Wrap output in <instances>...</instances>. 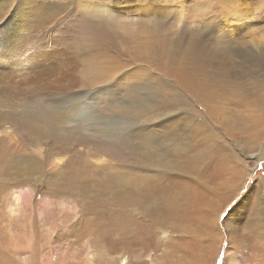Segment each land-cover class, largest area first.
<instances>
[{
	"label": "rangeland",
	"instance_id": "obj_1",
	"mask_svg": "<svg viewBox=\"0 0 264 264\" xmlns=\"http://www.w3.org/2000/svg\"><path fill=\"white\" fill-rule=\"evenodd\" d=\"M15 1L19 10L43 0ZM103 5L114 10L101 13ZM45 6L41 17L53 22L29 30L28 66L43 51L42 60L53 52L78 69L36 71L20 66L23 55L0 52V258L20 264L9 246H33L35 264L51 257L57 264H85V257L89 264H264V223L253 224L256 198L264 222V0ZM82 23H98L94 29L120 43L105 50L102 83L86 88L80 68L99 50L75 36ZM12 28L0 23L3 49L22 43ZM17 112L47 115L41 123L55 117L58 126L48 129L55 140L2 121ZM55 157L63 163L54 173ZM19 188L32 189L33 206L8 223L6 196ZM66 198L77 213L38 205Z\"/></svg>",
	"mask_w": 264,
	"mask_h": 264
},
{
	"label": "bare ground",
	"instance_id": "obj_2",
	"mask_svg": "<svg viewBox=\"0 0 264 264\" xmlns=\"http://www.w3.org/2000/svg\"><path fill=\"white\" fill-rule=\"evenodd\" d=\"M61 1V0H60ZM66 3H70L71 0H65ZM18 2V1H17ZM17 2L15 0H0V23L1 25L3 24H6L9 26V28H12L14 31H16L17 33H20V34H23V39L22 40V43L19 42V46L17 48H12V49H3L0 47V52H10L11 55H23V58L21 59V63H20V66L23 67V68H29V69H33V70H36V71H43V70H50L49 71H56L57 69H61L62 73L64 71H67V70H72L73 69H78L77 67L73 68L72 69H69V65L67 66V64L69 63L68 59L66 62H61L59 61V57L57 55H55L53 52H47V54L45 55V58L44 60L43 59V56L42 54H44L45 52H37L36 53V56H37V61H40L39 63H37L36 65H31L28 66V64L30 63V60L29 57H28V47L32 44V42L34 41L33 40V37L30 36V32L29 30L31 31L32 29H34V33H38L40 30H43L46 28V24H49V20H51L53 22L52 19H49V20H46L45 18H42L41 15H44L49 11L46 6H45V0H43L42 2L40 3H33V2H28L25 7L26 8H23V9H18L19 6H16L17 5ZM20 2V1H19ZM27 2V1H26ZM119 2V1H118ZM118 2H116L115 6H117V4H119ZM1 4H6L5 7ZM20 4V3H19ZM23 4V3H22ZM47 5V4H46ZM49 5V4H48ZM21 6V5H20ZM51 6V5H50ZM69 6V5H67ZM119 6V5H118ZM86 8V7H85ZM87 8H90L89 5ZM14 9V13L13 14H9V12ZM48 10V11H46ZM89 10V9H88ZM111 10H114V9H110L107 5L102 7V10L101 13H104V14H107L109 15V11ZM118 11V10H117ZM60 12V11H59ZM9 15H8V14ZM12 13V12H10ZM51 13V12H50ZM48 14H46L47 16ZM56 15V14H55ZM62 15V14H60ZM116 16L120 17V14H115ZM29 16V17H28ZM45 16V17H46ZM59 16V15H57ZM63 16V15H62ZM61 16V17H62ZM60 17V18H61ZM27 19L28 21V24H22L18 21V19ZM55 18V17H54ZM57 19V18H55ZM25 21V20H24ZM56 21V20H55ZM58 21V19H57ZM89 22V21H88ZM52 24V23H51ZM55 24V22H54ZM101 24V23H100ZM26 25V26H25ZM98 23L94 24V25H88V24H85V23H82L81 25L77 26L76 27V30H75V36H79L83 42H87L88 45V48H90L91 45H95L98 47V50H99V54L93 58L92 60L89 61V57L88 59L85 61L88 62V65H87V69L85 70H82L81 69V73L83 71H86V75L85 76H82L81 73L80 75L82 77H84L80 83H83V88L85 87H90V86H97L99 85L100 83H102L103 79H102V76H101V70L105 67V59L106 57H104V55L107 54V52L105 50H118V48L120 49V43L119 41H117V38H116V35H109V33L111 32H106L103 30H97V29H94L96 27H98ZM54 26V25H53ZM52 26V27H53ZM49 28V26H48ZM105 28L106 30H108L107 27H103ZM50 29V28H49ZM48 29V30H49ZM47 30V31H48ZM52 31V29H50ZM12 31V30H11ZM32 32V31H31ZM32 32V33H33ZM46 32V31H45ZM53 33V32H52ZM49 37V36H48ZM46 38V37H45ZM20 40V41H21ZM26 40V42L24 43V41ZM48 40V39H47ZM48 44V43H47ZM102 44H103V47H102ZM62 48V47H61ZM51 51V50H50ZM68 51V49H67ZM66 51V52H67ZM81 52V53H80ZM78 53V55L80 54L81 56L84 55V50L81 49ZM74 53V52H73ZM72 53V54H73ZM29 55H31V53L29 52ZM25 57V59H24ZM72 59V58H70ZM75 60V59H74ZM79 61V60H78ZM14 62V61H13ZM71 62V61H70ZM74 63H76L75 61H72ZM73 63V64H74ZM15 65L17 66L16 62H15ZM72 66V64H71ZM77 66V65H76ZM81 65H79L80 67ZM0 67H3V65L0 64ZM67 67L68 69L64 70V68ZM52 68V70H51ZM71 68V67H70ZM69 71V72H70ZM71 71V72H72ZM79 71V70H78ZM60 72V73H61ZM51 73V72H50ZM49 73V75H50ZM61 73V74H62ZM75 73V71H74ZM84 73V72H83ZM16 74V73H15ZM47 74V73H45ZM52 74H55V73H52ZM52 74L50 76H52ZM17 75V74H16ZM48 75V74H47ZM54 76V75H53ZM107 76L110 78V76L107 74ZM49 78V77H48ZM77 78V77H76ZM81 78V77H80ZM50 79V78H49ZM54 80V79H53ZM52 81V80H51ZM55 81V80H54ZM77 81V80H76ZM53 82V81H52ZM60 81H57L56 83V86L59 84ZM64 82V81H63ZM63 82L61 84H63ZM66 82L67 79H66ZM65 82V83H66ZM69 82L71 83V80H69ZM68 82V83H69ZM51 83V82H50ZM54 83V82H53ZM66 83V84H68ZM69 83V84H70ZM50 85V84H49ZM51 86V85H50ZM52 86H55L52 84ZM65 86V87H64ZM58 87V86H57ZM56 87V89H57ZM62 87V85H61ZM63 87L64 89L66 90V85L63 84ZM69 88V86H67ZM109 87V85H103L102 87H93V88H100L101 90H105ZM54 88V87H52ZM59 88V87H58ZM92 88V89H93ZM55 89V88H54ZM60 89V88H59ZM63 89V90H64ZM62 90V89H60ZM68 90V89H67ZM88 90V89H87ZM96 90L94 91H91V92H85L84 94H81V93H76L74 92L75 96H80V95H88V94H91L93 92H95ZM19 96V95H18ZM20 98V97H18ZM4 99V98H3ZM81 100V98H78ZM5 100V99H4ZM79 100V101H80ZM12 101V99H11ZM81 102V101H80ZM3 103V102H2ZM15 103V102H13ZM20 103V102H19ZM22 104V103H20ZM2 106V105H1ZM5 106V105H4ZM36 106V105H35ZM13 110V108H11ZM1 110V109H0ZM17 109H14L13 110V114H15L14 112L16 111ZM4 112V110H2ZM120 111H125L124 108H120ZM11 112V111H10ZM9 113V112H7ZM47 113V112H46ZM50 114V113H49ZM55 114V113H54ZM3 116V115H2ZM47 115L45 114H41V113H36L35 115L33 116H30V115H25L24 113L22 112H17V114L15 116H12L9 114V116H7L6 118H3L5 120H2L4 122H8V121H12L14 122L16 125L20 126L21 125H24V126H27V127H30L34 130H40L42 133H44L46 136H52L54 138V135H53V130H48V129H51L52 127L50 126L52 123L56 124V127L58 126V122H56V119L55 117H53V119L51 118H46V119H43V123H41L40 119L46 117ZM56 116V114H55ZM58 117V116H56ZM62 119V118H61ZM1 120V118H0ZM48 121H52V122H49V124H47ZM108 121V120H107ZM106 121V122H107ZM110 123H113V122H110ZM108 123V124H110ZM112 125V124H111ZM53 126V125H52ZM56 129V128H55ZM48 130V131H46ZM52 132V133H51ZM56 135H58V133H56ZM62 137V136H61ZM70 139V138H69ZM68 139V140H69ZM55 140V138H54ZM58 140V139H57ZM60 142V140H58ZM62 142V141H61ZM66 143V142H65ZM37 148V147H36ZM37 155L40 156L41 155V148H38L37 149ZM63 158H60V157H55L51 162H50V170L52 172H56L57 170H60L59 168L62 166L59 167L60 164H62ZM17 161H22L23 162V159H18ZM16 161V162H17ZM62 162V163H61ZM22 164V163H20ZM24 164V163H23ZM22 164V165H23ZM31 168V167H30ZM28 169V168H27ZM25 170V169H24ZM31 170V169H30ZM34 170V169H33ZM26 171V170H25ZM39 174V173H38ZM40 178V177H39ZM83 189V188H82ZM7 198V201H9V203H7L6 205V208H7V213L9 215V220H8V223H10L13 218H15L16 216H18L20 214V212L24 211L26 209V207H32L33 206V191L32 189L30 188H24V189H13L12 191H10L8 193V195L6 196ZM73 200V199H71ZM260 200L259 199H255V209L253 210V217H254V221H253V224L254 225H262L263 222V219H262V214H261V211L260 210ZM38 205H40L43 209L44 208H54L55 211L58 212V214H60L61 216H64V215H68L70 213H77L76 212V209H77V206L75 205V203L71 202L70 199L68 200V198L66 199H61V200H56V199H45V200H40ZM45 211V210H44ZM47 211V210H46ZM39 215V220L40 222L42 223V220H43V215H41L40 213H38ZM75 215V214H74ZM59 217V216H58ZM256 227V226H255ZM122 228V227H121ZM258 228V227H257ZM51 229V228H50ZM3 230H5V227L3 228ZM63 230V229H62ZM257 230V229H256ZM69 231V230H68ZM126 231V230H125ZM50 232V231H49ZM48 232V234H50ZM57 233V232H56ZM55 233V236L54 237H57L58 235H60L59 233L56 234ZM66 234V233H65ZM33 236V232L30 231V240H32ZM263 236V235H262ZM18 238V237H17ZM53 238V237H52ZM12 239L17 243V239L14 237H12ZM29 241V240H28ZM15 243V244H16ZM41 246V245H40ZM10 247V250H11V253L7 252V255H11L13 258H17V259H20L22 261L23 264H35L33 260H35L36 257H34V249H33V246H27L25 249L23 247H20V246H9ZM37 247V246H36ZM41 249V248H40ZM24 250V253H27V255H24V253H22L21 251ZM34 250V251H33ZM39 250V249H38ZM43 250V249H41ZM203 250V249H202ZM38 252V251H37ZM87 252H88V247H87ZM37 256V254H36ZM43 256V255H41ZM101 257H103L102 255H100ZM8 256L6 257H2L0 258V263H7L9 264V261H8ZM22 257V259H21ZM44 258V257H43ZM38 260V259H37ZM36 260V261H37ZM48 260V259H47ZM46 260V261H47ZM103 260V259H102ZM200 260L201 262V257L200 259L198 258L197 261ZM35 261V262H36ZM40 261H41V258H40ZM42 260V263L43 264H54L56 263L57 261L56 260H53L52 257L51 259H49L47 262ZM85 264H89L90 263V259H88L87 257H85ZM20 263V261H19ZM20 263V264H22ZM93 263V261H92ZM18 264V263H17ZM57 264V263H56ZM166 264H173V263H167Z\"/></svg>",
	"mask_w": 264,
	"mask_h": 264
},
{
	"label": "snow or ice",
	"instance_id": "obj_3",
	"mask_svg": "<svg viewBox=\"0 0 264 264\" xmlns=\"http://www.w3.org/2000/svg\"><path fill=\"white\" fill-rule=\"evenodd\" d=\"M174 115H176V114H174ZM226 209H227V211H225ZM231 210H232V209H231L230 207L222 208V209H221V213H222V215H221L220 219H221L222 217H226L227 214L231 212Z\"/></svg>",
	"mask_w": 264,
	"mask_h": 264
}]
</instances>
